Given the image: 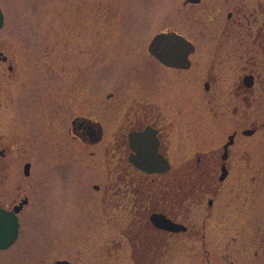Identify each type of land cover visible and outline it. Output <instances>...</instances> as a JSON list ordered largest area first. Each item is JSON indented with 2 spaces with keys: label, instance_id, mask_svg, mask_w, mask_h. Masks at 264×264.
I'll return each instance as SVG.
<instances>
[{
  "label": "flooded vegetation",
  "instance_id": "1",
  "mask_svg": "<svg viewBox=\"0 0 264 264\" xmlns=\"http://www.w3.org/2000/svg\"><path fill=\"white\" fill-rule=\"evenodd\" d=\"M262 137L264 0H0V264H264Z\"/></svg>",
  "mask_w": 264,
  "mask_h": 264
},
{
  "label": "rangeland",
  "instance_id": "2",
  "mask_svg": "<svg viewBox=\"0 0 264 264\" xmlns=\"http://www.w3.org/2000/svg\"><path fill=\"white\" fill-rule=\"evenodd\" d=\"M52 1V0H50ZM56 1V0H53ZM137 6H141L138 4ZM23 15V14H22ZM138 15V14H137ZM139 16V15H138ZM137 16V17H138ZM142 16V15H141ZM112 73L109 74H99L97 75V85L98 89L102 90L106 85L113 81ZM262 145L264 144V137H262ZM262 154V158L260 161L264 162V153ZM259 156V155H258ZM59 186H54V193L55 196L52 198V201L49 200L48 202V209L49 211L46 212L47 218V227H38L35 230H30V236L28 239H32L33 242H40V241H55L58 244L64 242V240H71L73 239V235L68 233V231L77 230L78 226L82 225L89 219V200L84 197L80 196L73 197L74 187L71 184L65 185L61 183H55ZM241 193V192H240ZM60 195V196H59ZM244 196V195H243ZM76 198H78L76 200ZM38 223L41 222V218L38 216ZM89 226V225H88ZM34 229V228H33ZM96 230H100L99 226L95 228ZM33 231V232H32ZM101 233V232H100ZM99 232L94 231L92 228L91 232L87 233V237L90 241L99 240ZM102 235V233H101ZM22 240H27V232L23 233ZM51 245V244H50ZM48 245V261L50 262L53 258L60 255L58 251L52 249V246ZM82 253L84 250H81ZM226 256L229 257V260L238 257L237 248H228L225 249ZM178 257L182 256V254L178 251ZM180 258H178L179 260ZM184 261H181L182 264H201L199 260L196 258V254H192L184 258ZM2 264H8V262H4ZM83 264H94L90 262H85Z\"/></svg>",
  "mask_w": 264,
  "mask_h": 264
},
{
  "label": "water",
  "instance_id": "3",
  "mask_svg": "<svg viewBox=\"0 0 264 264\" xmlns=\"http://www.w3.org/2000/svg\"><path fill=\"white\" fill-rule=\"evenodd\" d=\"M2 229L3 228H0V239H3L4 238L3 239L4 242L1 245V247L5 248V247H7L10 243H12L15 240V238H16V230L14 229L12 231V233H11L9 231H5V230H2ZM55 264H67V263L57 262Z\"/></svg>",
  "mask_w": 264,
  "mask_h": 264
}]
</instances>
